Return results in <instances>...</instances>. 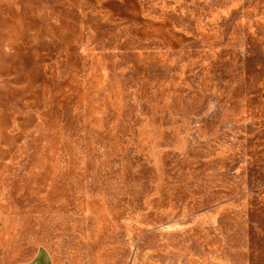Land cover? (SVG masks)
Here are the masks:
<instances>
[{"label":"rangeland","instance_id":"1","mask_svg":"<svg viewBox=\"0 0 264 264\" xmlns=\"http://www.w3.org/2000/svg\"><path fill=\"white\" fill-rule=\"evenodd\" d=\"M0 261L264 264V0H0Z\"/></svg>","mask_w":264,"mask_h":264},{"label":"crops","instance_id":"2","mask_svg":"<svg viewBox=\"0 0 264 264\" xmlns=\"http://www.w3.org/2000/svg\"><path fill=\"white\" fill-rule=\"evenodd\" d=\"M2 235V219L0 218V241ZM0 264L2 262L0 261ZM9 264H55L50 254L44 249H38L35 254L26 260L11 262Z\"/></svg>","mask_w":264,"mask_h":264}]
</instances>
